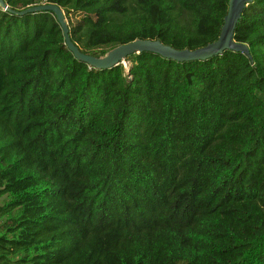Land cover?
<instances>
[{
    "label": "trees",
    "instance_id": "1",
    "mask_svg": "<svg viewBox=\"0 0 264 264\" xmlns=\"http://www.w3.org/2000/svg\"><path fill=\"white\" fill-rule=\"evenodd\" d=\"M227 1L4 0L83 13L70 38L94 56L202 46ZM233 39L251 58L142 51L97 69L53 12L0 8V264H264V0Z\"/></svg>",
    "mask_w": 264,
    "mask_h": 264
},
{
    "label": "water",
    "instance_id": "2",
    "mask_svg": "<svg viewBox=\"0 0 264 264\" xmlns=\"http://www.w3.org/2000/svg\"><path fill=\"white\" fill-rule=\"evenodd\" d=\"M251 0H228L226 12L222 18L219 34L216 39L206 44L190 49V48H174L169 44H165L158 38H135L133 40L120 43L102 56H94L80 51L77 45L71 40L69 27L64 17V11L56 3L44 2L40 4L29 5L27 7L13 10L4 0H0V8L10 11L17 15L34 13L40 11H51L55 15L59 24L64 44L77 60L87 63L97 69H106L122 64L127 56L133 53L148 51L160 55L163 58L171 59L177 62L206 60L212 56L219 55L225 50L240 51L248 58H251L248 46L233 39L234 27L241 15L243 8Z\"/></svg>",
    "mask_w": 264,
    "mask_h": 264
},
{
    "label": "rangeland",
    "instance_id": "3",
    "mask_svg": "<svg viewBox=\"0 0 264 264\" xmlns=\"http://www.w3.org/2000/svg\"><path fill=\"white\" fill-rule=\"evenodd\" d=\"M65 19H66V22L68 24L69 27H71V25L73 23H75V20L81 18V17H84V14L83 13H74V12H70L68 13L67 15H64ZM86 17L89 19V20H92L94 22H97L99 21L101 18H102V15L100 13H95V14H89V15H86ZM125 68H127L129 66V62L128 61H125L122 63ZM4 200V197H0V203H2Z\"/></svg>",
    "mask_w": 264,
    "mask_h": 264
},
{
    "label": "built area",
    "instance_id": "4",
    "mask_svg": "<svg viewBox=\"0 0 264 264\" xmlns=\"http://www.w3.org/2000/svg\"><path fill=\"white\" fill-rule=\"evenodd\" d=\"M4 10V9H3Z\"/></svg>",
    "mask_w": 264,
    "mask_h": 264
}]
</instances>
